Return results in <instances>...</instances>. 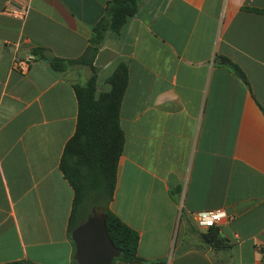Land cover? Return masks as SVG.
<instances>
[{"label":"crops","instance_id":"obj_1","mask_svg":"<svg viewBox=\"0 0 264 264\" xmlns=\"http://www.w3.org/2000/svg\"><path fill=\"white\" fill-rule=\"evenodd\" d=\"M8 1L0 0V264H73L74 190L59 163L76 127L73 86L91 71H56L51 61L83 54L109 0H15L28 5L24 19L3 12ZM15 56L31 59L25 73L13 70ZM120 63L124 145L109 209L137 231L146 262L111 264H261L264 0H139L95 55L97 94ZM218 209L232 217L219 227L222 250L190 218Z\"/></svg>","mask_w":264,"mask_h":264},{"label":"trees","instance_id":"obj_2","mask_svg":"<svg viewBox=\"0 0 264 264\" xmlns=\"http://www.w3.org/2000/svg\"><path fill=\"white\" fill-rule=\"evenodd\" d=\"M138 1L109 0L105 16L91 28L83 54L73 59L54 58L51 61V66L56 71H64L75 65L87 66L91 71L84 84L73 86L77 99L76 127L63 148L59 163L64 178L74 190L67 234L70 237L71 232L86 220L92 209H101L105 214L108 235L119 250V255L113 262L119 260L127 263L146 262L137 254V231L127 226L109 209L116 187L117 164L124 145L119 111L127 86V66L118 64L106 80L109 90L97 94V74L93 62L107 32L119 33L136 14ZM33 53L43 57L41 49H35ZM218 58L221 65L248 85L247 76L238 64L224 56ZM200 238L214 250L227 248L226 240L216 227L201 231ZM71 243L73 245L72 241ZM72 263L77 264L74 258ZM24 264L34 263L25 261Z\"/></svg>","mask_w":264,"mask_h":264},{"label":"water","instance_id":"obj_3","mask_svg":"<svg viewBox=\"0 0 264 264\" xmlns=\"http://www.w3.org/2000/svg\"><path fill=\"white\" fill-rule=\"evenodd\" d=\"M51 59L46 54L44 62ZM73 242V258L77 264H111L118 257L119 250L111 241L105 224V214L101 209L96 214H90L70 234ZM9 264H22L21 261Z\"/></svg>","mask_w":264,"mask_h":264},{"label":"built area","instance_id":"obj_4","mask_svg":"<svg viewBox=\"0 0 264 264\" xmlns=\"http://www.w3.org/2000/svg\"><path fill=\"white\" fill-rule=\"evenodd\" d=\"M3 12L9 16L24 19L28 13V5L27 3H20L15 0H9L3 9ZM31 62L30 58H20L15 56L12 61L13 70L19 73H25L28 70L29 64ZM219 212H224L223 210H200L196 212H192L190 214V218L193 220L195 224L201 223L204 227H198L199 229L205 231L208 228L216 227L219 229L222 221L229 220L232 217L226 213L225 216L220 218L219 220H215L211 227H207V221L209 219H214L219 215ZM225 213V212H224Z\"/></svg>","mask_w":264,"mask_h":264},{"label":"clouds","instance_id":"obj_5","mask_svg":"<svg viewBox=\"0 0 264 264\" xmlns=\"http://www.w3.org/2000/svg\"><path fill=\"white\" fill-rule=\"evenodd\" d=\"M226 215V213H224V212H219V215L217 216V217H215L214 219H209L208 221H207V227H211L212 225H213V223L215 222V220H219L220 218H222L223 216H225ZM196 226L197 227H204V225L203 224H201V223H197L196 224Z\"/></svg>","mask_w":264,"mask_h":264},{"label":"flooded vegetation","instance_id":"obj_6","mask_svg":"<svg viewBox=\"0 0 264 264\" xmlns=\"http://www.w3.org/2000/svg\"><path fill=\"white\" fill-rule=\"evenodd\" d=\"M96 209H92L91 214H96Z\"/></svg>","mask_w":264,"mask_h":264},{"label":"rangeland","instance_id":"obj_7","mask_svg":"<svg viewBox=\"0 0 264 264\" xmlns=\"http://www.w3.org/2000/svg\"><path fill=\"white\" fill-rule=\"evenodd\" d=\"M97 210H99V209H97Z\"/></svg>","mask_w":264,"mask_h":264}]
</instances>
